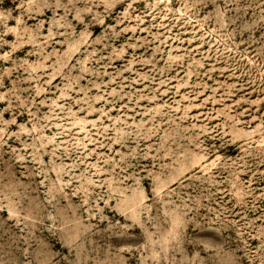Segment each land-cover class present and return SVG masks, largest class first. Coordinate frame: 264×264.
<instances>
[{"label": "rangeland", "instance_id": "rangeland-1", "mask_svg": "<svg viewBox=\"0 0 264 264\" xmlns=\"http://www.w3.org/2000/svg\"><path fill=\"white\" fill-rule=\"evenodd\" d=\"M0 264H264V0H0Z\"/></svg>", "mask_w": 264, "mask_h": 264}]
</instances>
